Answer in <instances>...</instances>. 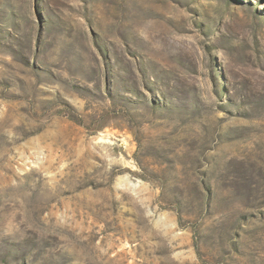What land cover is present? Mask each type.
I'll return each mask as SVG.
<instances>
[{
  "label": "rangeland",
  "instance_id": "obj_1",
  "mask_svg": "<svg viewBox=\"0 0 264 264\" xmlns=\"http://www.w3.org/2000/svg\"><path fill=\"white\" fill-rule=\"evenodd\" d=\"M0 264H264V0H0Z\"/></svg>",
  "mask_w": 264,
  "mask_h": 264
},
{
  "label": "trees",
  "instance_id": "obj_2",
  "mask_svg": "<svg viewBox=\"0 0 264 264\" xmlns=\"http://www.w3.org/2000/svg\"><path fill=\"white\" fill-rule=\"evenodd\" d=\"M205 193L200 192V197L199 199L201 200L202 205H204L206 203V201H208L209 197L206 195H204ZM208 204V203H207ZM206 206V205H205Z\"/></svg>",
  "mask_w": 264,
  "mask_h": 264
}]
</instances>
